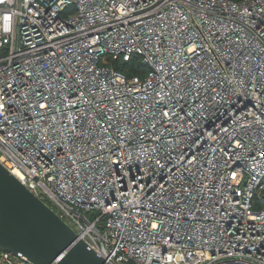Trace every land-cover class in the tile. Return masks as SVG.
Masks as SVG:
<instances>
[{"label": "built area", "instance_id": "1", "mask_svg": "<svg viewBox=\"0 0 264 264\" xmlns=\"http://www.w3.org/2000/svg\"><path fill=\"white\" fill-rule=\"evenodd\" d=\"M0 163L108 263L264 264V0H0Z\"/></svg>", "mask_w": 264, "mask_h": 264}, {"label": "water", "instance_id": "2", "mask_svg": "<svg viewBox=\"0 0 264 264\" xmlns=\"http://www.w3.org/2000/svg\"><path fill=\"white\" fill-rule=\"evenodd\" d=\"M0 249L21 254L34 264H111L2 163Z\"/></svg>", "mask_w": 264, "mask_h": 264}, {"label": "trees", "instance_id": "3", "mask_svg": "<svg viewBox=\"0 0 264 264\" xmlns=\"http://www.w3.org/2000/svg\"><path fill=\"white\" fill-rule=\"evenodd\" d=\"M115 68L127 76L134 74H141V70L143 69V65L139 63V61H132L129 63H118L115 65Z\"/></svg>", "mask_w": 264, "mask_h": 264}, {"label": "bare ground", "instance_id": "4", "mask_svg": "<svg viewBox=\"0 0 264 264\" xmlns=\"http://www.w3.org/2000/svg\"><path fill=\"white\" fill-rule=\"evenodd\" d=\"M12 173L18 178L21 177L20 171H13Z\"/></svg>", "mask_w": 264, "mask_h": 264}]
</instances>
